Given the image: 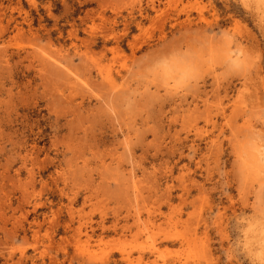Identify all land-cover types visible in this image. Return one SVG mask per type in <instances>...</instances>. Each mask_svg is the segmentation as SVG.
Here are the masks:
<instances>
[{
	"label": "rangeland",
	"instance_id": "rangeland-1",
	"mask_svg": "<svg viewBox=\"0 0 264 264\" xmlns=\"http://www.w3.org/2000/svg\"><path fill=\"white\" fill-rule=\"evenodd\" d=\"M256 6L0 0V264H224L238 164L264 190Z\"/></svg>",
	"mask_w": 264,
	"mask_h": 264
},
{
	"label": "clouds",
	"instance_id": "clouds-1",
	"mask_svg": "<svg viewBox=\"0 0 264 264\" xmlns=\"http://www.w3.org/2000/svg\"><path fill=\"white\" fill-rule=\"evenodd\" d=\"M243 4L258 5L255 7L254 24L258 28H264V0H241ZM224 71L229 73H245L250 71V65L230 62ZM259 179L264 184V159L259 162ZM237 178L251 194L249 210L238 214L233 224V230L237 233L235 239L229 236L224 248V264H239L242 257L245 264H264V190L256 192L252 184L253 177L247 169L237 167Z\"/></svg>",
	"mask_w": 264,
	"mask_h": 264
},
{
	"label": "bare ground",
	"instance_id": "bare-ground-1",
	"mask_svg": "<svg viewBox=\"0 0 264 264\" xmlns=\"http://www.w3.org/2000/svg\"><path fill=\"white\" fill-rule=\"evenodd\" d=\"M246 5V4H245ZM243 6H244V4H243ZM256 7H258V6H256ZM249 8V7H248ZM189 20V19H188ZM18 30H20L19 28H18ZM17 30V31H18ZM19 32V31H18ZM221 37V36H220ZM216 42V41H215ZM223 42V41H222ZM216 44V43H215ZM218 44H222V43H220V41H219V43ZM224 45V44H223ZM220 47V46H219ZM215 48V47H214ZM217 50V49H216ZM219 50V49H218ZM227 50V49H226ZM225 50V51H226ZM246 51V50H245ZM219 53H221V52H219ZM215 54V53H214ZM248 54V53H247ZM58 55V54H57ZM245 55V54H244ZM219 56V55H218ZM223 58V57H222ZM248 58V57H247ZM59 59V58H58ZM246 59V58H245ZM250 59H252V58H250ZM55 60V59H54ZM249 60V59H248ZM228 61V60H227ZM252 61V60H251ZM251 61H250V63H251ZM254 62V61H253ZM98 64V63H97ZM253 64V63H252ZM250 65V64H249ZM255 68H256V63H255ZM126 69V68H125ZM99 72V71H98ZM116 72V71H115ZM103 76V75H102ZM125 80V79H124ZM127 80V79H126ZM125 80V81H126ZM244 80H246V79H244ZM108 81V80H107ZM106 84H108V83H106ZM112 85V84H111ZM117 89V88H116ZM252 108V107H251ZM245 110V109H244ZM240 112H242V111H240ZM253 112V111H252ZM254 113V112H253ZM252 113V114H253ZM250 114V113H249ZM251 115V114H250ZM234 116V115H233ZM250 117V116H249ZM260 117V115L258 114V116L256 117V118H259ZM247 120V119H246ZM234 123V122H233ZM235 124V123H234ZM245 128V127H244ZM241 129H243V127L241 128ZM244 130V129H243ZM250 130V129H249ZM255 130V129H254ZM245 131V130H244ZM243 131V132H244ZM248 131V130H247ZM242 132V133H243ZM240 133H241V131H240ZM241 133V134H242ZM220 148H221V146H220ZM258 150V149H257ZM261 150V149H260ZM258 152V151H257ZM256 153V152H255ZM262 153V152H261ZM259 154V153H258ZM263 154V153H262ZM258 156V155H257ZM259 157H260V155H259ZM261 158H264V156H262L261 155ZM261 158L258 160V162H260L261 161ZM258 165V164H257ZM256 167V166H255ZM256 175V174H255ZM257 175H258V173H257ZM259 176V175H258ZM258 179V178H257ZM184 184V183H183ZM194 213V212H193ZM197 216V215H196ZM198 218H200V216H198ZM204 217H202V219H203ZM186 220V219H185ZM189 220V219H188ZM193 220V219H192ZM147 221V220H146ZM191 221V220H190ZM199 221V220H198ZM202 221V220H201ZM200 221V222H201ZM144 222V221H143ZM188 222V221H187ZM146 223V222H145ZM149 223V222H148ZM157 224V223H156ZM185 224V223H184ZM189 225V224H188ZM193 225V224H192ZM190 226V225H189ZM165 227V226H164ZM196 227V226H195ZM196 229V228H195ZM160 233V232H159ZM150 234V233H149ZM184 240V239H183ZM141 246V245H140ZM82 247H84V246H82ZM206 247V246H205ZM77 248V247H76ZM132 248V247H131ZM139 248V247H138ZM125 249V248H124ZM152 250V249H151ZM206 253V252H205ZM207 254V253H206ZM182 255V254H181ZM94 260V259H93Z\"/></svg>",
	"mask_w": 264,
	"mask_h": 264
}]
</instances>
